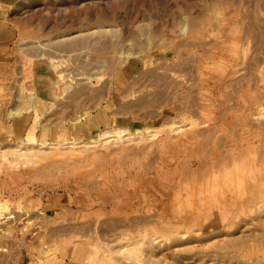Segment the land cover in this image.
<instances>
[{
	"label": "rangeland",
	"instance_id": "rangeland-1",
	"mask_svg": "<svg viewBox=\"0 0 264 264\" xmlns=\"http://www.w3.org/2000/svg\"><path fill=\"white\" fill-rule=\"evenodd\" d=\"M79 11L80 19L91 11L94 22L82 28L66 23L56 33L21 27L42 17L72 22ZM76 35L93 46L74 57L95 72L105 71V37L114 44L115 66L138 61L149 67L197 55L218 70L225 88H236V121L250 122L261 148L264 0H0L2 64L17 53L22 58L29 42L73 41ZM60 60L63 68L72 66ZM71 78L67 84L73 85ZM17 79L0 77V264H264V154L252 167L251 152L243 160L237 152L230 162L224 153L214 186L191 190L196 194L186 204L178 200L174 225H166V215L157 217L138 202L144 191L139 176L152 177L146 168L162 160L155 141L142 137L155 136L152 130L139 135L118 131L121 125L109 130L104 122L92 127L88 121L101 105L59 125L45 115L25 120L23 94H30L21 88L25 77ZM59 93L68 96L62 88ZM155 94L139 91L128 100H154ZM191 96L196 103V90ZM17 110L20 115L9 116ZM84 125L90 132H75Z\"/></svg>",
	"mask_w": 264,
	"mask_h": 264
},
{
	"label": "crops",
	"instance_id": "crops-1",
	"mask_svg": "<svg viewBox=\"0 0 264 264\" xmlns=\"http://www.w3.org/2000/svg\"><path fill=\"white\" fill-rule=\"evenodd\" d=\"M39 20L35 19L32 25L21 27L33 28L34 33L39 28L49 29V32L54 29L56 33L58 28L66 26L64 20L63 23L59 19L45 21L44 17ZM16 24L14 27L17 28ZM77 36L72 37L73 41L52 38L48 43L43 40L27 43L24 54L19 53L22 58L18 57L17 53L12 55V61L0 63V70L3 72L0 77L6 75L12 82L18 80V77H25L21 88H24L26 94H30L22 93L27 108L25 120H30L29 118L35 115H45L52 124L59 125L71 117L81 118L84 110L101 105L100 113L105 114L106 110V116L103 118L97 110L95 116L88 121L92 127L102 126L104 122L109 130L121 125L122 128L118 131L130 132V129H136L141 132L139 135L152 130L155 136H146L145 133L142 137L155 141L156 148L160 147L159 156L162 160L154 161L150 168H146L145 173L153 175L152 177L139 176V186L144 191L138 193L141 198L138 202L151 206L157 217L166 215V225H174L170 220L174 215H178V200L186 204L190 196L196 194L191 190L198 192L214 186L220 171L216 164L224 153L228 154L227 160L230 162L229 157L237 152L243 155L251 152L253 159L250 160V165L257 166L261 154H264L260 153L261 149L264 150V140L261 142V148L256 149L257 137L261 135L253 132L250 122L236 121V110L239 107L232 96L236 88H225V80L216 75V68L210 70L209 63L205 64L200 58L195 59L197 55L168 63L155 61L149 64V67L138 61H129L128 64L124 61L118 62L115 66L114 44H110L109 38L105 37V71L95 72L89 69V65L74 57L83 48L91 50L93 46V43H85L87 39L81 40ZM59 54L65 55V61H71L72 66L63 68L60 59L65 57ZM97 65L96 61L91 65V69ZM8 70H11L10 73H7ZM68 76L73 77L71 80H75V84H67ZM90 82L97 83L89 86ZM60 88L64 94L67 93L65 90H68V96L60 97ZM85 88H90L88 93L83 92ZM226 89L229 95L225 96ZM147 90H156L159 94L154 95V100L150 97L128 100L132 93H145ZM195 90L198 98L196 103L191 96ZM178 92H181L180 96H177ZM32 94H35L34 98ZM82 95H86L85 98ZM14 100H17L16 96ZM48 102L52 103V107L45 111L46 108L41 104ZM142 115L143 119H135ZM243 127L248 132L244 139L248 140L246 142H242ZM90 130L84 125L81 131L75 132L87 133ZM30 131L31 125L28 124L22 132L27 134ZM144 165L146 167L145 162ZM187 211L189 210L185 209L184 212ZM159 223L160 219L156 218L153 225L155 229L161 226Z\"/></svg>",
	"mask_w": 264,
	"mask_h": 264
},
{
	"label": "bare ground",
	"instance_id": "bare-ground-1",
	"mask_svg": "<svg viewBox=\"0 0 264 264\" xmlns=\"http://www.w3.org/2000/svg\"><path fill=\"white\" fill-rule=\"evenodd\" d=\"M91 11H89V12H87V14H86V16L84 17V18H81V19H79V17H74V21H72V22H65V24L66 23H69L70 24V27H72V28H79V27H84V26H89L90 24H92L94 21H93V19H92V16H91V13H90ZM81 16V15H80ZM75 18H77L76 19V21H75ZM254 24H249V27L248 28H251V26H253ZM66 27V26H65ZM65 27H64V29H65ZM85 96L86 95H82V97L83 98H85ZM46 100H47V98H45ZM33 100H35V99H33ZM67 101V100H66ZM33 102V101H32ZM37 104L35 103L34 104V106H36ZM43 107H45L46 109H45V111H47V108H51L52 107V103L51 102H48V103H46V104H41ZM45 111H44V113H45ZM18 113H19V110H17V111H15V112H10L9 113V116L10 117H13V116H15V115H18ZM257 127L259 128V129H263V131H264V123H262V124H260V123H258L257 124ZM242 142H246V141H248V140H244L245 139V136L247 135V130H245V128L243 127L242 128ZM108 138H110V137H108ZM253 138V137H252ZM65 144H67V146H70V145H72V143H65ZM64 144V145H65ZM7 154H10V155H16L15 153H13V152H10V153H7ZM7 154H4V155H2V157L3 156H6ZM20 155H26V154H20ZM242 155V160L244 159V155L243 154H241ZM247 178H249L250 179V177L249 176H247ZM246 179V178H245Z\"/></svg>",
	"mask_w": 264,
	"mask_h": 264
}]
</instances>
